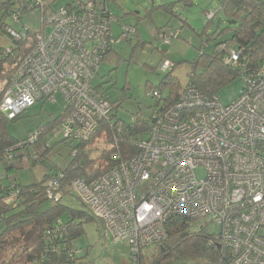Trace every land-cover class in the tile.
Masks as SVG:
<instances>
[{"label":"built area","instance_id":"1","mask_svg":"<svg viewBox=\"0 0 264 264\" xmlns=\"http://www.w3.org/2000/svg\"><path fill=\"white\" fill-rule=\"evenodd\" d=\"M54 4L0 0V17L7 15L21 26L20 31L5 26L8 36L33 46L29 52L12 45L4 49L3 61L19 63L0 112L13 121L39 102L57 103L59 96L66 114L60 133L72 147L88 142L103 122L111 121L114 105L93 81L109 52L136 30L123 26L120 37H113L116 19L107 0L59 8ZM25 11L39 13L38 32L22 24ZM213 15L209 12L206 19ZM179 34L170 31L161 39L171 44ZM33 36L32 44L28 39ZM223 50L224 64L242 80L237 100L222 105L190 81L176 102L154 109L145 136L131 138L134 156L120 161L115 154L119 163L111 171L90 182L78 178L72 183V192L103 222L115 243L129 246L133 259L166 240L167 223L179 216L218 225L220 232L209 244L228 252L231 264H264V63L250 67L243 50ZM173 65L165 60L159 73ZM150 97L162 99L159 92ZM41 128L17 148L37 146ZM78 155L72 148L70 157ZM8 158L15 155L8 153ZM64 174L54 173L48 180L47 196L54 203L62 200ZM80 252L73 248L71 257Z\"/></svg>","mask_w":264,"mask_h":264},{"label":"trees","instance_id":"2","mask_svg":"<svg viewBox=\"0 0 264 264\" xmlns=\"http://www.w3.org/2000/svg\"><path fill=\"white\" fill-rule=\"evenodd\" d=\"M153 3L154 0H152V7L147 9L145 18H152L154 12L161 11L171 20L180 21L183 28L189 27L201 43H205L204 48L210 42L213 44L211 53L200 51L192 63L191 81L201 94L217 97L222 87L239 77L238 71L224 64V47L243 50L244 57L250 62V67L264 63V0H218V13L228 20L229 25L232 22L235 23L221 30L222 21L219 20L218 29L221 32L216 31L212 34L207 32L213 20L212 22L207 20L205 27L199 32L189 26L188 19H183L181 13L175 12L177 7L174 2L160 6H155ZM66 6H72V4ZM30 13L32 12H23L21 20ZM6 19L7 15H3L0 19V40L4 32L6 33V28L3 27ZM132 28L138 35L137 25ZM225 30L231 32L230 36L219 41L216 37L221 38ZM10 39L12 47H16L17 50L29 52L33 48L31 45L28 47L25 42ZM137 46H140V43ZM4 49L0 45V84H2L0 103L19 63L3 61ZM113 58H115L114 49L109 52L106 59L111 61ZM174 67L167 73H160L164 76L160 84L153 88L152 93H161L162 99L159 102L156 100L154 109L158 106L163 108L170 106L179 99L183 91L180 82L173 76ZM164 91H167L166 95L163 94ZM65 115L62 114L45 125L44 129L48 135L60 126ZM151 118L152 114L149 117L137 115L132 118L134 120H131V123H124L116 120L113 114L111 121L103 122L88 142L72 146L78 150L79 155L77 158H71L66 168L57 171V173L62 171L65 173L59 190L62 200L73 194L71 186L74 180L85 178L90 182L115 168L119 163L113 159L115 154L121 156L120 161L134 156L137 150L130 140L147 134ZM19 119L9 121L0 112V264H83L82 258L78 256L72 258L71 252L73 248L78 249L76 242L85 234V224L97 218L92 213V216H89L85 212L68 208L62 200L54 203L48 199L47 183L54 173L45 175L41 182L27 186L16 179L10 180V173L15 168L14 161L25 157L21 154V149L17 148L21 141L12 137L8 131L10 123H15ZM100 144L104 145L105 149L96 160L94 158L92 160L90 149ZM8 153L15 155V159L9 160ZM166 227L168 237L153 246L154 252L148 255L147 250L142 251L135 259L130 254L134 264H231L228 252H225L218 244L212 246L209 244L213 235L207 233L204 224L200 226L197 221L175 216L170 219ZM30 229L38 233L35 243L18 256L9 259L8 240L13 235Z\"/></svg>","mask_w":264,"mask_h":264},{"label":"rangeland","instance_id":"3","mask_svg":"<svg viewBox=\"0 0 264 264\" xmlns=\"http://www.w3.org/2000/svg\"><path fill=\"white\" fill-rule=\"evenodd\" d=\"M51 1L54 2V0ZM77 1L87 3L92 0H57L54 2V8L73 4ZM102 1L104 0H97L98 3ZM108 2L111 14L116 19L112 25L113 37L118 38L122 34L123 26L134 27L136 24L138 25L136 29L140 37L132 34L128 40L115 46V58L111 61L105 60L99 77L93 81V85L106 92L114 105L116 120L131 123L133 117L137 115L149 117L154 111L156 100L152 99L150 95L153 88L160 84L164 76L159 73L158 69L165 60H169L176 65L173 76L178 79L184 89L191 81L194 59L200 51L211 53L213 44L210 42L207 47L202 49L201 46L205 43H201L195 33L185 27L181 29L180 38L174 40L171 44L165 45L161 40L162 35L169 31L180 30L178 27L179 22L176 19L171 20L168 15L161 11L154 12L152 18H145L146 10L152 7V0H109ZM173 2L177 7L175 12L181 13L183 19H188L189 25L196 31L200 32L205 27L207 23L206 15L209 12L214 15L209 20L211 22L213 20V22L208 29V34L216 31L220 33L222 29H226L229 25L228 20L222 14L218 15V0H154L153 4L160 6L164 3ZM204 11H207V13L205 14ZM39 17L40 15L37 12L30 13L22 20V24L29 27L33 32H38L41 27ZM219 20L222 21L221 30L218 29ZM167 24H170L169 27L164 28ZM4 26H10L17 31L21 27L19 24L13 23L9 17L4 21ZM159 30L162 34L160 38L158 37ZM230 34L229 30H225L221 38H216L222 41V39L228 38ZM28 41L33 44L35 41L34 36L29 37ZM138 43H140V46H137ZM11 44L12 40L4 32L0 40L1 47L6 48ZM1 89L2 84H0V92ZM241 90L242 80L238 77L222 87L217 93V97L222 105H228L237 100ZM163 94L166 95L167 91H164ZM57 100V103L39 102L24 112L18 121L10 123L9 134L22 142L31 137L39 128L58 118L63 114L64 109L61 97L58 96ZM43 129L44 127L41 128V130ZM60 131L59 126L48 136L44 129L38 135L37 146L35 143V146H27L24 150H21V154H25L23 159H27L26 164L24 163L25 166L20 168V160L14 161L15 168L10 173V180L14 181L16 179L25 186L32 185L41 182L45 175L57 173L58 170L66 168L71 161L72 147L63 141ZM47 147L48 149H46ZM104 149V145L101 144L94 149H90L91 159L96 160ZM197 176L202 178L203 172L199 170ZM62 203L70 209L85 212L92 216L89 208L82 203L75 193L65 197ZM199 225L201 226L203 223L200 222ZM206 231L210 235H218L220 228L218 225L209 224L206 225ZM37 238V231L31 229L13 235L7 242L9 259L18 256L26 248L32 246ZM76 245L81 251L79 258H82L83 264H134L130 258L129 246L115 243L103 222L98 219L85 224V234L77 240ZM147 251L149 255L155 251V248L152 247Z\"/></svg>","mask_w":264,"mask_h":264},{"label":"crops","instance_id":"4","mask_svg":"<svg viewBox=\"0 0 264 264\" xmlns=\"http://www.w3.org/2000/svg\"><path fill=\"white\" fill-rule=\"evenodd\" d=\"M146 11H147V10H146ZM218 12H219V8H218ZM204 13L206 14L207 11H204ZM145 15H146V12H145ZM218 15H219V13H218ZM178 22H179L178 27L180 28V30H178V31H179V32H182L181 29H184L185 27L183 28L182 23H181L180 21H178ZM188 24H189V23H188ZM136 25H137V24H136ZM169 25H170V24H167L164 28H168ZM137 26H138V25H137ZM189 26H190V25H189ZM181 27H182V28H181ZM190 27H191V26H190ZM187 28H189V27H187ZM189 29H190V28H189ZM161 30H162V29H161ZM161 30L158 31V33H159V34H158V37H159V38H160V36L162 35V34L160 33ZM190 30H191V29H190ZM176 31H177V30H176ZM191 31H192V30H191ZM138 33H139V32H138ZM193 33H194V32H193ZM165 34H167V33H165ZM138 36L140 37L139 34H138ZM180 36H181V33H180ZM180 36H179L178 38H180ZM119 37H120V35L118 36V38H119ZM116 39H117V38H116ZM140 40H141V39H140ZM161 40H162V39H161ZM162 43L165 44L163 41H162ZM165 45H168V44H165ZM202 47H203V46H202ZM156 49H157V48H156ZM51 134H52V133H51ZM51 134H49V135H51ZM49 135H48V136H49ZM48 136H46V137H48ZM46 137H45V142H46ZM38 146H39V145H38ZM26 160H27V159H25V160H24V159H20V165H21L20 168H21V167L23 168V167L25 166V164H26ZM24 163H25V164H24ZM23 164H24V165H23Z\"/></svg>","mask_w":264,"mask_h":264},{"label":"water","instance_id":"5","mask_svg":"<svg viewBox=\"0 0 264 264\" xmlns=\"http://www.w3.org/2000/svg\"><path fill=\"white\" fill-rule=\"evenodd\" d=\"M235 23V22H234Z\"/></svg>","mask_w":264,"mask_h":264}]
</instances>
